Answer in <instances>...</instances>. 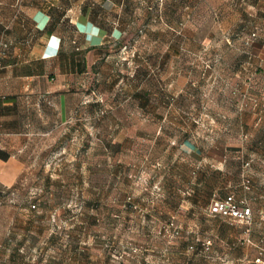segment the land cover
Returning <instances> with one entry per match:
<instances>
[{
	"label": "rangeland",
	"instance_id": "374dc122",
	"mask_svg": "<svg viewBox=\"0 0 264 264\" xmlns=\"http://www.w3.org/2000/svg\"><path fill=\"white\" fill-rule=\"evenodd\" d=\"M258 1H138L124 39L72 84L69 123L30 141L24 172L0 184V264H264V219L212 211L230 194L252 196L237 157L248 142L208 120L230 99L258 100L245 70L229 82L260 27ZM189 138L226 153L227 173L216 177L212 160L198 170L182 151Z\"/></svg>",
	"mask_w": 264,
	"mask_h": 264
},
{
	"label": "crops",
	"instance_id": "0c3cea01",
	"mask_svg": "<svg viewBox=\"0 0 264 264\" xmlns=\"http://www.w3.org/2000/svg\"><path fill=\"white\" fill-rule=\"evenodd\" d=\"M138 1L0 0V45H11L0 68V184L11 187L24 172L22 156L30 141L49 137L69 123L80 96L71 90L72 84L103 55L100 46L124 39L127 22L140 7ZM256 6L260 22L258 37L250 36L244 53L230 66L229 82H236L245 70L246 79L251 78L252 95L257 92L253 97L258 98V106L251 100L244 104L230 99L223 104L228 113L205 115L208 120L230 126L236 136L248 142L237 157L244 159V172L254 184L252 196L246 199L254 221L259 217L264 219V191L258 196L261 210L254 203L259 199L254 197L256 190H264V0H259ZM90 27L96 31H88ZM101 31L105 34L103 41ZM182 151L198 160V170L203 162L212 160L219 164H210L216 169V177L227 173L224 170L227 155L217 147L208 150L189 138L182 143ZM198 176L195 191L207 182L206 177ZM227 181L229 188L238 184L237 179ZM260 254L264 255V244Z\"/></svg>",
	"mask_w": 264,
	"mask_h": 264
},
{
	"label": "built area",
	"instance_id": "2783aa9c",
	"mask_svg": "<svg viewBox=\"0 0 264 264\" xmlns=\"http://www.w3.org/2000/svg\"><path fill=\"white\" fill-rule=\"evenodd\" d=\"M264 36V32L262 33ZM258 37V33L254 32L251 36L252 39ZM11 49V45L3 44L0 45V68L3 65V60L8 56ZM21 57V55H18ZM255 106H258V100L254 101ZM251 181L249 178L246 180V189L250 190ZM212 211L215 215L222 216L229 220H233L238 223L250 224L253 222V211L246 205L245 201L237 202L233 196L228 197L226 200L215 201L212 206Z\"/></svg>",
	"mask_w": 264,
	"mask_h": 264
},
{
	"label": "trees",
	"instance_id": "16d2710c",
	"mask_svg": "<svg viewBox=\"0 0 264 264\" xmlns=\"http://www.w3.org/2000/svg\"><path fill=\"white\" fill-rule=\"evenodd\" d=\"M46 29H47V28H46ZM46 29L41 30V31H45ZM109 43H110V42H109ZM109 43L106 42V43H104L102 46H100L99 48H101L103 51H105V49H106V47L109 45ZM234 93H236V92H234ZM248 178H249L250 181H251V188H250L249 191H252L254 184H253V181H252L251 177H248ZM230 196H233L237 202H241V201H245V202H246V200H239V199H237L236 196H234V195H230ZM230 196L228 195L227 197H225V198L222 199L221 201L226 200V199H227L228 197H230ZM246 205H247V203H246ZM248 207H249V206H248ZM217 216L220 217V218H224V217L219 216V215H217ZM224 219H227V218H224ZM228 220H229V219H228ZM253 221H254V218H253Z\"/></svg>",
	"mask_w": 264,
	"mask_h": 264
}]
</instances>
